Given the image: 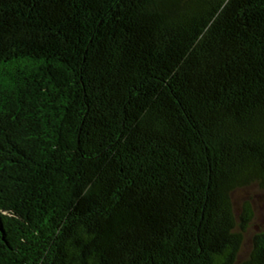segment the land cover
<instances>
[{
  "label": "trees",
  "instance_id": "16d2710c",
  "mask_svg": "<svg viewBox=\"0 0 264 264\" xmlns=\"http://www.w3.org/2000/svg\"><path fill=\"white\" fill-rule=\"evenodd\" d=\"M264 0H0V264H264Z\"/></svg>",
  "mask_w": 264,
  "mask_h": 264
},
{
  "label": "rangeland",
  "instance_id": "374dc122",
  "mask_svg": "<svg viewBox=\"0 0 264 264\" xmlns=\"http://www.w3.org/2000/svg\"><path fill=\"white\" fill-rule=\"evenodd\" d=\"M233 200L239 224L246 208L253 215L244 233V245L240 255V260L243 261L251 253L254 238L264 232V190L259 186L241 189L234 193Z\"/></svg>",
  "mask_w": 264,
  "mask_h": 264
}]
</instances>
